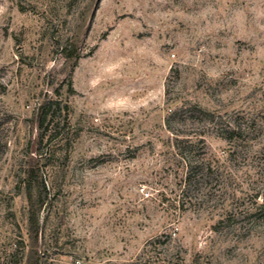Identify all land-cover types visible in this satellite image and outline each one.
I'll list each match as a JSON object with an SVG mask.
<instances>
[{
  "label": "rangeland",
  "instance_id": "rangeland-1",
  "mask_svg": "<svg viewBox=\"0 0 264 264\" xmlns=\"http://www.w3.org/2000/svg\"><path fill=\"white\" fill-rule=\"evenodd\" d=\"M0 264H264V0H0Z\"/></svg>",
  "mask_w": 264,
  "mask_h": 264
},
{
  "label": "trees",
  "instance_id": "trees-1",
  "mask_svg": "<svg viewBox=\"0 0 264 264\" xmlns=\"http://www.w3.org/2000/svg\"><path fill=\"white\" fill-rule=\"evenodd\" d=\"M38 111L39 113L37 114L38 116L37 126L39 129V137L37 141V154L41 156L43 153L40 147L42 145L44 136L46 135V132L48 130V126H50V124L53 123L54 117L56 115L55 112L57 114L61 113L60 101L49 99L39 105ZM189 167L191 169L194 168V166H192V163H189ZM46 196H47L46 186L42 181L40 183V186L38 187V198L41 199L42 197H46Z\"/></svg>",
  "mask_w": 264,
  "mask_h": 264
}]
</instances>
